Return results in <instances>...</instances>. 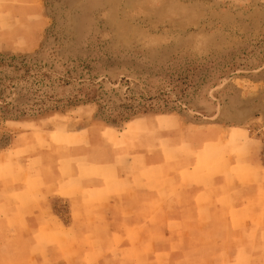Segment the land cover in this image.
<instances>
[{"label": "rangeland", "instance_id": "rangeland-1", "mask_svg": "<svg viewBox=\"0 0 264 264\" xmlns=\"http://www.w3.org/2000/svg\"><path fill=\"white\" fill-rule=\"evenodd\" d=\"M19 2L0 0L1 186L99 151L79 161L96 165L139 133L153 140L130 126L155 118L165 134L187 133L171 157L232 129L259 142L264 163V0H36L30 13ZM179 255L264 264V251Z\"/></svg>", "mask_w": 264, "mask_h": 264}, {"label": "crops", "instance_id": "crops-1", "mask_svg": "<svg viewBox=\"0 0 264 264\" xmlns=\"http://www.w3.org/2000/svg\"><path fill=\"white\" fill-rule=\"evenodd\" d=\"M19 3L35 11L36 0ZM163 121L132 123L131 130L152 129L153 140L139 133L124 149H109L103 163H79L100 160L99 151L66 167L42 162L0 185V264H101L108 257L109 264H177L179 254L207 251L258 258L264 251L259 142L226 129L202 140L193 155L171 157L187 133L165 134Z\"/></svg>", "mask_w": 264, "mask_h": 264}, {"label": "trees", "instance_id": "trees-1", "mask_svg": "<svg viewBox=\"0 0 264 264\" xmlns=\"http://www.w3.org/2000/svg\"><path fill=\"white\" fill-rule=\"evenodd\" d=\"M1 63V62H0ZM26 76L24 77H33L34 74H31L28 67H25ZM5 106H9V104L5 103Z\"/></svg>", "mask_w": 264, "mask_h": 264}]
</instances>
